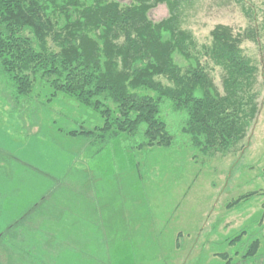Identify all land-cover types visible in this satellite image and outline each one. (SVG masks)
Returning <instances> with one entry per match:
<instances>
[{
    "label": "rangeland",
    "instance_id": "374dc122",
    "mask_svg": "<svg viewBox=\"0 0 264 264\" xmlns=\"http://www.w3.org/2000/svg\"><path fill=\"white\" fill-rule=\"evenodd\" d=\"M178 13L200 54L216 24L253 34L241 48L258 109L232 150L203 153L179 130L169 148L89 142L68 130L100 126L95 112L38 82L21 107L0 80V226L45 195L20 226L51 234L49 264H264V0H182ZM167 15L164 3L148 11L153 21ZM202 59L220 90L221 69Z\"/></svg>",
    "mask_w": 264,
    "mask_h": 264
},
{
    "label": "trees",
    "instance_id": "16d2710c",
    "mask_svg": "<svg viewBox=\"0 0 264 264\" xmlns=\"http://www.w3.org/2000/svg\"><path fill=\"white\" fill-rule=\"evenodd\" d=\"M181 1L0 0V80L21 107L38 82L95 112L100 126L68 130L89 142L169 148L179 130L203 153L232 150L258 109L255 66L241 48L253 34L216 24L203 54L193 51ZM160 3L168 15L153 21L148 11ZM202 55L221 69L220 90ZM257 246L255 239L244 256Z\"/></svg>",
    "mask_w": 264,
    "mask_h": 264
},
{
    "label": "crops",
    "instance_id": "0c3cea01",
    "mask_svg": "<svg viewBox=\"0 0 264 264\" xmlns=\"http://www.w3.org/2000/svg\"><path fill=\"white\" fill-rule=\"evenodd\" d=\"M4 181V175H0V187ZM44 196L39 200L42 201ZM4 201V197L0 196V202L3 204ZM33 205L19 217L8 219L6 226H0V264H49V257L44 253V242L48 240V247L53 243L51 234L47 235L43 224L20 226Z\"/></svg>",
    "mask_w": 264,
    "mask_h": 264
}]
</instances>
